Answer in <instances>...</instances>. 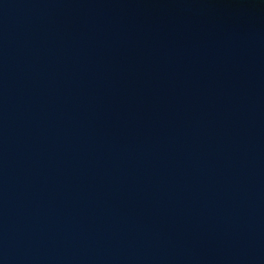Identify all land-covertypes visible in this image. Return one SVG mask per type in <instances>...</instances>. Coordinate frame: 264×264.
Wrapping results in <instances>:
<instances>
[{"label": "water", "instance_id": "obj_1", "mask_svg": "<svg viewBox=\"0 0 264 264\" xmlns=\"http://www.w3.org/2000/svg\"><path fill=\"white\" fill-rule=\"evenodd\" d=\"M0 264H264V0H0Z\"/></svg>", "mask_w": 264, "mask_h": 264}]
</instances>
